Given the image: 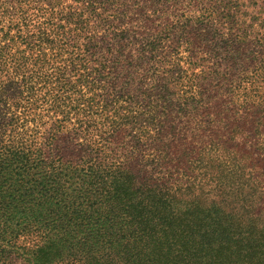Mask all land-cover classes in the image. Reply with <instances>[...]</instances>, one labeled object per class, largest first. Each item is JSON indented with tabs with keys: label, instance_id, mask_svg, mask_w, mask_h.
<instances>
[{
	"label": "trees",
	"instance_id": "trees-1",
	"mask_svg": "<svg viewBox=\"0 0 264 264\" xmlns=\"http://www.w3.org/2000/svg\"><path fill=\"white\" fill-rule=\"evenodd\" d=\"M254 25L245 0H0V264H264Z\"/></svg>",
	"mask_w": 264,
	"mask_h": 264
},
{
	"label": "rangeland",
	"instance_id": "rangeland-1",
	"mask_svg": "<svg viewBox=\"0 0 264 264\" xmlns=\"http://www.w3.org/2000/svg\"><path fill=\"white\" fill-rule=\"evenodd\" d=\"M245 6L247 7V12L250 13L252 16L254 15L264 18V0H245ZM262 27L263 26L260 27L259 25H254L255 31L259 34L257 37L252 38V40L259 41L261 44L264 45V27ZM122 113L128 116L131 114L130 111H124Z\"/></svg>",
	"mask_w": 264,
	"mask_h": 264
}]
</instances>
